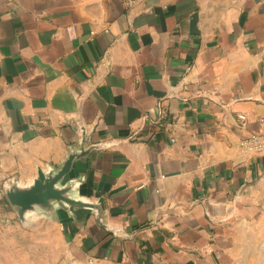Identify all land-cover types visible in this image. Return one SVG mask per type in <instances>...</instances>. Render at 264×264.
Instances as JSON below:
<instances>
[{
	"label": "crops",
	"instance_id": "1",
	"mask_svg": "<svg viewBox=\"0 0 264 264\" xmlns=\"http://www.w3.org/2000/svg\"><path fill=\"white\" fill-rule=\"evenodd\" d=\"M250 133L264 0H0L1 208L7 180L56 173L84 138L59 183L101 211L12 209L0 264H264Z\"/></svg>",
	"mask_w": 264,
	"mask_h": 264
},
{
	"label": "water",
	"instance_id": "2",
	"mask_svg": "<svg viewBox=\"0 0 264 264\" xmlns=\"http://www.w3.org/2000/svg\"><path fill=\"white\" fill-rule=\"evenodd\" d=\"M85 143L83 138L79 144L80 148L68 153L56 173L49 168L39 170L37 177L28 184H18L15 179L6 181L3 186L4 194L22 224H27L33 215L49 218L55 206L63 209L68 205L91 207L96 215H99L101 211L95 204L90 205L81 199L70 198L67 194L68 186L62 187L59 183L76 158L85 157L98 148L96 145L85 148Z\"/></svg>",
	"mask_w": 264,
	"mask_h": 264
},
{
	"label": "built area",
	"instance_id": "3",
	"mask_svg": "<svg viewBox=\"0 0 264 264\" xmlns=\"http://www.w3.org/2000/svg\"><path fill=\"white\" fill-rule=\"evenodd\" d=\"M67 33L70 34L71 30L66 29ZM240 126L245 125V115L239 113L237 115ZM239 146L242 150L249 152V153H257V154H264V133H250L243 137L240 142Z\"/></svg>",
	"mask_w": 264,
	"mask_h": 264
},
{
	"label": "rangeland",
	"instance_id": "4",
	"mask_svg": "<svg viewBox=\"0 0 264 264\" xmlns=\"http://www.w3.org/2000/svg\"><path fill=\"white\" fill-rule=\"evenodd\" d=\"M7 212H6V207L5 209L1 208L0 205V225L3 224L2 221H7L9 219V221L13 218V216H9V218L7 217L8 214L11 212L12 210V206L10 204H7ZM5 210V211H4ZM4 211V212H3ZM15 219H18L17 217H15Z\"/></svg>",
	"mask_w": 264,
	"mask_h": 264
}]
</instances>
